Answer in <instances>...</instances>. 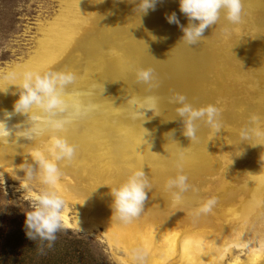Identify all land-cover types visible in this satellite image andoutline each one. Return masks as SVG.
<instances>
[{"label":"bare ground","instance_id":"obj_1","mask_svg":"<svg viewBox=\"0 0 264 264\" xmlns=\"http://www.w3.org/2000/svg\"><path fill=\"white\" fill-rule=\"evenodd\" d=\"M172 13L179 25L168 23ZM188 23L179 0H157L154 9L140 15L135 0H65L41 50L13 70H71L79 77L78 88L104 87L102 96H96L101 111L65 133L78 153L62 167L59 192L65 202L78 206L77 228L89 232L103 226L109 241L131 258L135 250L149 253L148 264H222L234 248L246 249L247 260L236 258L229 264H264V138L241 146L239 139L240 129L249 123L264 129V0H244L243 23L230 25L222 17L192 48L181 40V26ZM147 67L156 74L151 93L135 82V71ZM8 83H1L0 90ZM13 91L9 86L0 93V114L12 111L18 99ZM177 93L196 107L220 108V130L201 125L198 142L185 137L169 103ZM146 94L160 98L159 116L147 111L151 119L141 127L140 121L127 119L124 102ZM25 119L16 115L9 124ZM45 140L29 144L21 139L20 144L28 145L16 151L0 148V170H22ZM181 152L199 197L218 200L212 213L195 222L188 206H172L164 190ZM141 166L153 183L145 210L132 222L120 223L112 218L110 188L129 169Z\"/></svg>","mask_w":264,"mask_h":264},{"label":"clouds","instance_id":"obj_2","mask_svg":"<svg viewBox=\"0 0 264 264\" xmlns=\"http://www.w3.org/2000/svg\"><path fill=\"white\" fill-rule=\"evenodd\" d=\"M135 2L136 11L140 15L154 9L157 0ZM179 9L189 20L187 27L181 26V40L189 48L198 45L203 40L205 30L217 25L222 17L230 25L244 22V0H179ZM166 19L170 24H180L175 13ZM0 78L9 81L0 93H6L9 86H14L12 94L18 95L12 111L3 110L0 114V148L12 147L16 151L20 146L28 145L20 144L21 139L32 144L46 138L42 148L33 149L32 163L26 159L21 169L29 183L36 181L43 186L42 190L31 193L34 206L26 215L27 235L33 240L39 238L53 242L56 233L63 227L65 200L59 192L63 177L62 167L70 165L78 153V146L70 142L65 133L77 123L86 121L94 113L101 111L103 106L97 102L96 96H102L104 87L93 84L86 90L80 89L77 87L79 77L75 72L53 70L46 66L11 70ZM135 82L146 85L151 93V89L156 87L155 70L151 67L137 69ZM169 103L175 106L177 119L183 125V135L191 142L199 141L198 131L201 125L217 132L220 130L221 109L214 104L196 107L180 93L173 95ZM124 104L123 112L127 119L140 121L141 127L151 119L146 116L147 111L159 116L157 113L160 109V98L157 95H131ZM16 115H23L26 119L10 126L9 122ZM172 135L173 133H169V138ZM260 138H264V129L251 123L239 131L240 146ZM184 158L183 152L177 154L175 172L167 177L164 190L169 194L172 206H188V215L195 222L212 213L218 200L215 197H199L198 190L189 182L184 171ZM152 188L153 183L149 175L145 174L143 166L129 169L127 175L110 188L112 218L124 224L139 218L145 210V201ZM132 258L142 264L146 254L142 250H135Z\"/></svg>","mask_w":264,"mask_h":264},{"label":"rangeland","instance_id":"obj_3","mask_svg":"<svg viewBox=\"0 0 264 264\" xmlns=\"http://www.w3.org/2000/svg\"><path fill=\"white\" fill-rule=\"evenodd\" d=\"M64 1L0 0V77L38 54ZM4 81L0 78V84ZM42 187L29 183L23 170H0V264H138L123 247L109 241L103 226L89 232L77 228L80 210L72 202H65L62 212L69 225L62 217L55 241L29 238L25 220L34 206L31 193ZM145 254L142 264H148L149 253ZM247 254L246 249L234 248L222 264L236 258L246 262Z\"/></svg>","mask_w":264,"mask_h":264}]
</instances>
